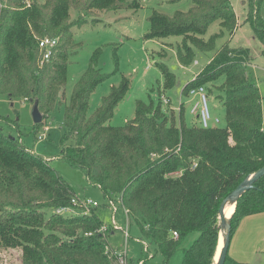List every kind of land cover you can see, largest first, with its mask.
<instances>
[{
  "label": "trees",
  "instance_id": "obj_1",
  "mask_svg": "<svg viewBox=\"0 0 264 264\" xmlns=\"http://www.w3.org/2000/svg\"><path fill=\"white\" fill-rule=\"evenodd\" d=\"M262 4L251 0L244 21L264 56ZM139 8L138 0H0V96L37 102L42 122L36 129L56 106H63L58 159L81 171L105 199H118L163 264H170L191 234L197 237L183 250L180 264H215L220 204L264 166L262 99L246 75L252 60L249 50L223 44L181 87L185 99L194 88L208 92L214 87L225 111L222 128H202L195 117L196 123L186 126L184 104L176 113L171 106L166 110L163 105L169 100L164 104L159 90L156 103L137 101L131 120L111 126L130 86L125 78L87 116L92 93L109 77L99 68V49L92 52L87 70L66 100L68 63L76 46L73 29L94 22L97 13ZM147 20L146 40L181 38L177 59L183 66L191 63L193 49L213 51L216 40L233 37L238 25L229 0H191L186 10L170 15L153 11ZM213 26L216 30L208 36ZM43 38L57 42L47 61L38 48ZM156 67L164 91L177 86L165 65ZM75 198L48 160L25 147L18 119L0 116V249L18 250L16 264H115L107 251L112 232L100 233L97 207L88 213L75 208V215L56 213L71 208ZM261 213L264 176L236 201L230 238L244 217Z\"/></svg>",
  "mask_w": 264,
  "mask_h": 264
},
{
  "label": "rangeland",
  "instance_id": "obj_2",
  "mask_svg": "<svg viewBox=\"0 0 264 264\" xmlns=\"http://www.w3.org/2000/svg\"><path fill=\"white\" fill-rule=\"evenodd\" d=\"M190 1L183 0L170 4L167 0H138L140 8L137 10L97 13L94 22L88 21L80 28H74L73 44L76 46L68 63L66 100H69L74 84L87 70L92 52L99 49L101 51L99 68L109 77L92 93L87 116L95 112L110 88L117 87L122 78H125L130 82L129 89L122 102L116 107L108 124L113 127L123 126L134 117L135 103L137 101L149 103L150 100L156 103L159 90L163 98L169 100V105H163L166 110L171 106L176 113L179 104H184L185 124L192 126L196 120L190 114V110L196 99L188 104V98H181V87L191 81L206 66L213 53L227 43L230 47L244 48L250 52L252 60L246 67V75L259 90L264 125V56L261 44L253 37L250 25L244 21L251 0H229L238 23L233 37L225 36L217 39L215 48L211 52L193 49V59L187 66L181 65L177 59V47L181 44V38L168 37L161 40L144 38L149 29L147 19L153 11L170 15L178 10H186L190 6ZM260 15L264 20V0ZM215 30L216 27L213 26L208 36ZM156 63L165 65L175 75L177 86L170 90H163L161 72L156 67ZM209 88L210 90L205 92L211 117L209 126L222 128L225 126V111L222 102L216 98L217 90L214 87ZM32 110L33 103L30 101L22 98L10 101L6 95L0 96V116L11 120L18 119L25 147L36 156L48 160L49 165L70 186L80 202L89 200L97 203L96 210L101 223L111 225V208H108L107 199L101 191L90 187L81 171L71 168L58 159L61 151L60 142L64 134L63 106H56L37 129L33 123ZM215 119L219 120L218 124H214ZM178 120V114H176V121ZM39 136L42 139H38ZM229 218L226 217V219ZM115 223L121 230L127 225L129 235L125 239L122 231L110 230L112 233L107 240L108 246L115 252L125 253L127 264H163L161 255L156 252L153 245H149L145 239L141 238L135 222L130 216L126 217L125 210L118 203ZM196 237L197 234H191L180 243L170 264L181 263L183 250L187 249ZM220 237L219 231L214 263L218 255ZM142 244L148 245V250L143 249ZM19 256L18 250L0 249V264H16ZM224 264H264V213L244 217L239 222L230 238Z\"/></svg>",
  "mask_w": 264,
  "mask_h": 264
},
{
  "label": "built area",
  "instance_id": "obj_3",
  "mask_svg": "<svg viewBox=\"0 0 264 264\" xmlns=\"http://www.w3.org/2000/svg\"><path fill=\"white\" fill-rule=\"evenodd\" d=\"M56 44L57 42L55 39L43 38L39 40L38 48L42 54V59L44 61H47L50 58L52 54V50L56 47ZM205 92L206 91L204 87L194 88L189 92L188 100H189V103H192L196 99L193 106L191 107L190 114H192L195 118H197L198 123L202 128H209L210 127L209 122L211 121V117H210V113L207 107V97L205 95ZM162 99H163L164 104L168 103V100H165L164 98ZM179 105H181V103ZM218 123H219V120L215 119L214 124H218ZM38 139H42V137L39 136ZM107 202H108L107 206L108 208H111V212H112L111 225L107 226V225L102 224L99 230L100 233L106 234L110 230L112 232L115 230H120L122 231L124 238L127 239L129 235L128 226L126 225V227L123 230H121V228L118 227L117 224L115 223L116 204L118 203L121 205L120 201L117 199L115 202L114 200H107ZM71 204H72L71 208H61L57 210L56 213L62 214V215H75L78 212L77 209L75 208L80 207L81 212L88 213L90 209L98 207L97 203L95 202H91L89 200L80 202L77 198L73 199L71 201ZM124 210H125L126 217L129 216L128 211L126 209ZM172 236L176 238L177 234L175 232H172ZM145 250H148L146 245H145ZM107 251L110 253L112 257H114L115 264H127L125 253H118V252L111 250L110 248H108Z\"/></svg>",
  "mask_w": 264,
  "mask_h": 264
},
{
  "label": "water",
  "instance_id": "obj_4",
  "mask_svg": "<svg viewBox=\"0 0 264 264\" xmlns=\"http://www.w3.org/2000/svg\"><path fill=\"white\" fill-rule=\"evenodd\" d=\"M32 119L34 124H40L42 122V115L40 114L37 106V102L33 104L32 110ZM264 176V166L256 171L253 175L248 176L243 180L232 192L228 195L220 204L218 210V219H219V231L221 236L225 238V244L218 256V259L215 261V264H224L227 256V250L230 242V218L226 219L224 210L228 204H235L238 198L246 191L253 188L255 182Z\"/></svg>",
  "mask_w": 264,
  "mask_h": 264
},
{
  "label": "bare ground",
  "instance_id": "obj_5",
  "mask_svg": "<svg viewBox=\"0 0 264 264\" xmlns=\"http://www.w3.org/2000/svg\"><path fill=\"white\" fill-rule=\"evenodd\" d=\"M234 208H235V204H228L226 207H225V210H224V214L227 218H229L230 216H232L233 212H234ZM225 244V238L223 236L220 237V243H219V249H218V255H217V259H218V256L223 248ZM216 259V260H217Z\"/></svg>",
  "mask_w": 264,
  "mask_h": 264
},
{
  "label": "crops",
  "instance_id": "obj_6",
  "mask_svg": "<svg viewBox=\"0 0 264 264\" xmlns=\"http://www.w3.org/2000/svg\"><path fill=\"white\" fill-rule=\"evenodd\" d=\"M187 103L189 104V100H187Z\"/></svg>",
  "mask_w": 264,
  "mask_h": 264
}]
</instances>
